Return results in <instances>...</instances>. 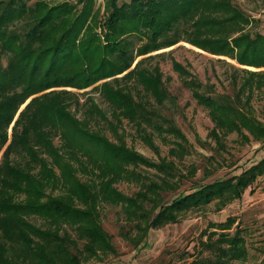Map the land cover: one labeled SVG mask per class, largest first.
Segmentation results:
<instances>
[{"label": "trees", "instance_id": "obj_1", "mask_svg": "<svg viewBox=\"0 0 264 264\" xmlns=\"http://www.w3.org/2000/svg\"><path fill=\"white\" fill-rule=\"evenodd\" d=\"M51 2L0 0V264H82L115 254L100 220L108 205L119 208L121 235L137 247L150 229L216 198L240 199L264 175L261 158L170 202L162 196L177 190L195 168L183 174L176 159H169L168 154L184 158L187 139L173 118L155 110L154 104L164 107L173 97L159 66L146 62L163 54L152 52L185 41L240 65L264 66V34L243 32L249 18L233 0H111L103 17L93 11V0ZM171 64L197 102L209 108L218 150L225 149L224 139L233 131L264 139V127L238 106L241 94L251 95L264 78L254 86L250 73L239 86L234 75L235 104L229 95L206 93L174 58ZM65 86L90 87L108 109L99 107L90 91L81 101L80 94L57 89ZM72 106L82 110V119ZM123 118L158 161L128 147L116 133ZM105 122L117 141L102 131ZM154 132L173 137L166 156L159 155ZM149 169L154 177L143 173ZM209 172L206 167L204 174ZM120 182L135 183L137 190L127 195L117 187ZM231 224L215 223L201 241L208 255L188 264L245 262L243 230L230 232Z\"/></svg>", "mask_w": 264, "mask_h": 264}, {"label": "rangeland", "instance_id": "obj_2", "mask_svg": "<svg viewBox=\"0 0 264 264\" xmlns=\"http://www.w3.org/2000/svg\"><path fill=\"white\" fill-rule=\"evenodd\" d=\"M51 1L52 4L63 1L74 5L77 3V0ZM116 1L117 4H121L123 1L129 0ZM110 2L111 0H93V11H99L100 17H103L107 3ZM233 3L249 18V24L245 26L243 32L264 34V0H233ZM96 30L99 31L98 28ZM237 35L238 33L232 36ZM158 52H163V54L148 60L146 65L151 67L157 64L159 66L173 101H166L164 107L154 104V108L156 111L162 110L161 112L167 117L173 118L176 125L185 134L186 146L189 150L182 160L175 156L170 157V154L168 156L169 159H176L183 174H187L189 168H195L194 175L188 179L183 178L177 190L162 193L166 203L180 192H187L190 187L199 183L211 182L215 178L239 173L264 158V139L256 140L246 130L242 131L243 135L236 131L228 133L224 139L225 149H217L211 134L215 123L209 113V108L199 104L192 96L190 88L181 82L172 68L171 59L174 58L200 80L206 93L229 95L235 104H237L235 95H237L238 88L235 90L233 87L232 77L237 75L240 86L243 78L251 76L250 73H252L251 84L255 86V83L264 78V66L240 65L236 59L208 53L185 41L152 53ZM240 68L246 69L248 72L241 71ZM61 88L80 94L81 101L87 96L82 93L90 91L89 95L94 98L99 107L108 109L99 94L91 91L90 87L65 86L57 89ZM248 91L245 90L241 94L242 100L239 101L238 106L246 116H252L264 127V82L260 81L251 95H248ZM247 97H249L248 104H246ZM71 112L82 119V110L79 111L72 106ZM119 125L116 133L124 139L128 147L150 160L158 161V154L140 137L141 133L132 123L123 118L122 124ZM146 130L148 133L152 132L148 127ZM102 131L110 140L117 141V134L110 129L108 123H104ZM172 139L171 135L167 139H163L154 132L153 141L160 156H166L169 148L174 146ZM57 141L56 138V144ZM206 167L211 171L209 176L204 174ZM143 173L152 177L155 175L154 170L150 169L143 170ZM117 187L127 195L137 190L135 183L120 182ZM230 219H233V222ZM100 220L103 229L110 235L116 252L101 256L100 259L90 257L83 260L82 264H188L195 258L208 255L207 251L203 249L201 241L204 242L208 239L212 231L215 230V223L225 221L232 223L229 228L230 232H233L235 228L243 230L248 254L245 262H236V264H264V175L248 187L240 199L216 198L208 204L185 211L174 223H168L158 229H150L148 235L137 247L121 235L124 222L119 215L118 207L105 206Z\"/></svg>", "mask_w": 264, "mask_h": 264}]
</instances>
